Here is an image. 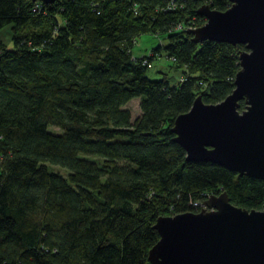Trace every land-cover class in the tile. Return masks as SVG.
<instances>
[{
    "label": "trees",
    "instance_id": "16d2710c",
    "mask_svg": "<svg viewBox=\"0 0 264 264\" xmlns=\"http://www.w3.org/2000/svg\"><path fill=\"white\" fill-rule=\"evenodd\" d=\"M36 3L0 0L12 42L0 40V264H149L160 217L199 213L194 204L223 193L262 210L263 181L189 163L173 142L198 96L216 105L234 89L244 47L186 33L205 24L201 7L225 12L228 0ZM143 34L160 45L136 58ZM161 52L182 72L176 84L147 75Z\"/></svg>",
    "mask_w": 264,
    "mask_h": 264
},
{
    "label": "water",
    "instance_id": "95a60500",
    "mask_svg": "<svg viewBox=\"0 0 264 264\" xmlns=\"http://www.w3.org/2000/svg\"><path fill=\"white\" fill-rule=\"evenodd\" d=\"M225 12L201 7L205 24L186 33L194 44L243 46L234 89L220 104L195 99L173 123L186 161L210 163L264 182V0H228ZM46 6L55 0H32ZM244 103L242 111L241 103ZM199 213L160 217L149 264H264L262 210L233 206L226 193L208 197Z\"/></svg>",
    "mask_w": 264,
    "mask_h": 264
},
{
    "label": "rangeland",
    "instance_id": "374dc122",
    "mask_svg": "<svg viewBox=\"0 0 264 264\" xmlns=\"http://www.w3.org/2000/svg\"><path fill=\"white\" fill-rule=\"evenodd\" d=\"M0 40L8 47V49L12 48V42L11 41V35L9 28H4L0 31ZM136 43L133 45L131 52L133 53V56L136 58H142V56H149L152 52L151 50L156 49L160 42L155 37L143 34L140 37L136 38ZM166 44L165 41L161 43L163 46ZM161 54H164L161 52ZM170 62L164 58V56L157 57L153 60L152 68L147 72V75L152 80L154 79H160L162 77L161 74H158V72L167 73L169 77V81L172 84H176V81L182 76V72L179 70H169ZM140 100L138 98L133 99L131 102L127 103L124 108L129 110L130 115L132 117V122H134L135 119H137L140 116V106H139ZM48 130L54 134H60L61 132L49 127ZM90 161H93L94 158H89ZM49 171H53L56 173H59L60 175L67 176V171L63 168H59L56 166L48 165Z\"/></svg>",
    "mask_w": 264,
    "mask_h": 264
},
{
    "label": "built area",
    "instance_id": "2783aa9c",
    "mask_svg": "<svg viewBox=\"0 0 264 264\" xmlns=\"http://www.w3.org/2000/svg\"><path fill=\"white\" fill-rule=\"evenodd\" d=\"M42 4H43V3L37 2V3H36V6H35V10H36V11L40 10ZM150 55H151V54H150ZM142 57H143V56H142ZM194 205L200 207L201 209L204 208V206L201 205V204H197V203H196V204H194Z\"/></svg>",
    "mask_w": 264,
    "mask_h": 264
},
{
    "label": "crops",
    "instance_id": "0c3cea01",
    "mask_svg": "<svg viewBox=\"0 0 264 264\" xmlns=\"http://www.w3.org/2000/svg\"><path fill=\"white\" fill-rule=\"evenodd\" d=\"M161 56H162V54H161ZM157 57H160V54H156V58H157Z\"/></svg>",
    "mask_w": 264,
    "mask_h": 264
}]
</instances>
